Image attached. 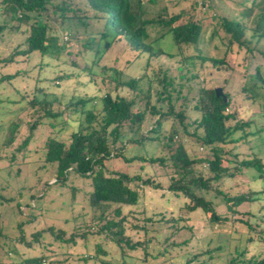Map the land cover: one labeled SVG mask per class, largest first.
Instances as JSON below:
<instances>
[{
	"label": "trees",
	"instance_id": "trees-1",
	"mask_svg": "<svg viewBox=\"0 0 264 264\" xmlns=\"http://www.w3.org/2000/svg\"><path fill=\"white\" fill-rule=\"evenodd\" d=\"M145 1L154 8L148 10ZM156 1L0 0V40L5 33H17L23 40L0 58V86L22 77L17 67L5 71L18 64V58L37 54L78 68L79 62H86L84 56L98 57L82 67L98 86L95 94L58 95L39 87L35 79L32 91L14 87L10 95L15 99L5 101L18 106L21 114L7 124L0 138V170L5 168L8 175L16 170L18 178L23 170L32 169L36 179L33 187H19L18 197L25 189L42 188L40 194L29 196L33 203L28 207H35L46 188L68 187L79 179L85 189L70 185L71 199L77 190H84V202L94 217L85 219L82 213L80 227L78 217L65 218L62 226L48 225L27 235L24 225L36 215L29 214L28 220L17 223L16 239L0 229V264H43L44 259H58L72 249L83 263L90 261V255L92 264H115L107 258L120 264H156L189 242L187 238L176 242L174 234H194L192 215L204 217L205 226L228 235L234 244L230 253L235 258L224 264H264V256L245 259L244 249H239L242 236L246 242L252 240L248 238L255 228L252 214L247 212V219L233 216L244 204L264 199V125L256 122L264 119V66L246 76L236 96L225 91L229 77L224 79L220 87L226 101L203 79L208 68L210 76L230 74L232 56L242 52H257L264 61V0H204L208 10L214 2L239 9L237 14L215 12L209 20L197 19L198 2L190 12H170L168 6H155ZM73 21L88 31L86 39L75 38L69 47L72 36L64 41L60 32L69 31ZM161 56L179 58L176 79L161 67L148 73L151 62ZM140 58H146L141 75H126ZM69 78L60 75L51 83ZM147 117L155 121L151 130L141 133ZM166 128L170 130L162 135ZM35 139L40 143L32 150ZM152 145L149 152L146 147ZM32 151L38 156L31 162ZM113 160L137 171L110 169L107 163ZM150 166L163 174L145 175ZM44 172L51 174L53 183H40ZM146 189L158 192L153 204L163 210L157 218L141 205ZM173 201L177 210L166 215V206ZM13 202L22 209L14 197L0 193L2 205ZM136 236L150 237L140 241ZM193 258L186 264L216 263L209 249Z\"/></svg>",
	"mask_w": 264,
	"mask_h": 264
},
{
	"label": "rangeland",
	"instance_id": "rangeland-1",
	"mask_svg": "<svg viewBox=\"0 0 264 264\" xmlns=\"http://www.w3.org/2000/svg\"><path fill=\"white\" fill-rule=\"evenodd\" d=\"M155 2V1H154ZM194 2H198L196 9L194 10V13L197 17V19H211L212 16H214L218 11H221L220 13L224 14H231L232 10L235 11V14L238 13L239 9L236 8L234 4L232 3H216L214 2V6L207 9V5L204 0H157L154 4H160V6H168L170 12H178L180 10H185L187 12L191 11V7H193ZM147 9L150 10L153 7V5L148 4L146 1ZM174 3V4H173ZM205 3V4H204ZM148 4V5H147ZM170 5V6H169ZM217 10H214V9ZM216 12V13H215ZM89 23V22H87ZM93 23V22H92ZM91 23V24H92ZM94 24L92 25V29L94 28ZM96 27L99 28L97 25ZM88 31V27L86 26L83 30V27L81 24H78L76 21H73L70 24L69 31L64 32L63 30L60 32L61 37L65 41L66 39H70L72 36V42L70 43L69 47L75 45V38H78V40H84L86 39V33ZM23 40L21 39V35L15 33L10 35L3 36V39L0 40V58L6 57L10 50L15 48L20 42ZM167 42V40L165 41ZM169 43V41L167 42ZM215 43V42H214ZM170 44V43H169ZM106 44H104L105 46ZM74 48V47H73ZM71 48V49H73ZM204 50L207 52L208 48L204 46ZM70 49V50H71ZM212 52V50H211ZM112 53L114 51L112 50ZM214 53V52H212ZM245 57V59H244ZM92 57L90 55L84 56V61L88 62L89 59ZM98 57L93 55L92 59H96ZM72 59V58H71ZM230 59V58H229ZM232 62H233V68L234 70L228 75L227 73H216L213 72V75H207L208 72L212 71L210 68L208 70L206 69V74L203 71V79H205V86L210 87H220L223 85L224 79L229 77L228 83L225 86V91L229 93L232 96H236V94L240 91L239 89L243 85L244 79L247 78L246 76L251 75L254 73L256 67H263L264 61L261 58L260 54L257 52H254L250 55L242 52L238 57L232 56ZM236 59V60H235ZM179 58H169L166 56H161L160 58L156 59L155 61L151 62V67L148 70V73L151 75L153 70H156L161 67L162 70H166L169 76L173 78H177L178 72L177 68L179 67ZM86 62H79V67L75 68L70 65H68L64 60H54L52 58L48 57H41L37 54L31 55L29 58H18V64H14L13 66L9 67V69H4L5 71L13 70L16 67L21 71V76H18L15 78V80L12 82V85L8 82H4L3 85L0 86V138L3 136V133L5 132V128L7 124L14 119L15 117L19 116L21 114V110L18 109V106H11L5 101L8 99H15L11 97V93H13V88L17 87L20 91H25V93L28 91H32L34 88L35 83H38L37 85L39 87H45L48 92H53L56 94H65V95H83L85 92H88L90 94H95L96 90L98 89V86L94 85L89 81V78L85 75V72L82 70V67L87 64ZM146 58H140L133 62V64L128 68V71H126V75L129 76H136L139 77L141 73L143 72L142 66L145 65ZM120 63L123 66V59L120 60ZM109 64V63H106ZM15 66V67H14ZM14 71V70H13ZM12 71V72H13ZM39 71V73H38ZM60 75H70L69 79H63L61 81H55V85L51 83L52 80L55 77H60ZM44 79L45 81L42 82ZM50 82V83H49ZM59 83V84H58ZM224 92V91H223ZM246 105V103H245ZM254 115V112L252 113ZM23 117V116H22ZM257 117V116H256ZM260 122H257V121ZM155 121V118L147 117L146 121L144 122V125L142 129L140 130L141 133H146L147 131L151 130L153 123ZM257 124H259L261 127L264 125V119L262 120L259 118H256ZM170 129H162L161 134H166ZM40 135V134H38ZM45 137V134H43V138ZM39 139H35L32 143L31 149H35L38 147L37 143L39 142ZM150 148H153L150 146H147L146 149L150 152ZM32 149V150H33ZM196 149V148H195ZM153 151V150H152ZM151 151V152H152ZM159 150H157L158 152ZM199 153H203L204 151L201 150L199 147L197 149ZM264 150L262 149L261 152ZM165 153V150L162 151ZM161 154V153H160ZM30 161L38 156V154L35 155V153L32 151L30 153ZM108 167L110 169H120L126 168V171L129 172H135L137 171L135 167H126L124 163L119 162L118 160L109 161ZM38 166V164H35L33 166V170L35 167ZM31 168V167H30ZM22 171L21 177H14L16 170H11L10 175H8V170L5 168H1L0 170V193L7 197H14L15 200L21 205L20 210H23V214H20L18 211H20L17 207H14V202L12 204L2 205L0 203V229L4 231L5 234L10 236L12 239H16L19 234L17 227V223L19 221H26L29 219V214H36L34 221L31 223H26L24 225V231L28 235L33 230L41 229V227H45L48 225L52 226H62V221L65 218H73L78 217L79 219L76 221L78 226L80 227L82 225L83 220L81 219V214L84 213L85 219L93 218L94 214L88 207L87 202H84L83 197V191L84 190H77L75 193L74 200L71 199L70 191L72 186H78V189H85L84 183L81 182L79 179H75L73 184H69L68 187L64 188H57V187H51L50 189L46 188V193L44 196L39 197L35 202V207H28V205L32 204L33 202L29 199V196L36 193L40 194L42 191V188H38L37 191H34L35 189H25L23 191V197L19 198L18 194L16 192L19 191V187H33V184L36 183L35 176L33 175V171ZM155 171V172H154ZM42 172V171H41ZM46 173V174H45ZM161 175L163 174V171H161L156 166H150L147 168V173L145 175ZM35 179V180H34ZM49 181L50 183H53V178L51 177V174L49 175L48 172H44L42 175V180L40 183H46ZM164 183V180H163ZM7 184H11L10 188H6L5 190H2ZM163 186H167V183H164ZM146 195L142 197V206L146 207V211L149 216L156 217L158 213L162 212V206L161 205H155L153 204V196L158 195L156 191H152V189H146L145 191ZM142 195V193L140 192ZM152 198V200L150 199ZM177 201H173L168 206H166L167 210L165 212L166 215H169L173 212V210H177L176 207L178 206ZM137 209V208H136ZM141 209V208H139ZM251 213L252 215L249 216L250 222L255 225V228L253 233H251L248 238L250 237L252 240L251 242H246L245 236H242L239 249L245 251L244 258L248 259L250 257H256V255L264 256V240H262L261 235L263 236V232H260L261 229H264V199L254 202L253 205H243L237 209V212L233 215L237 219H247L246 213ZM253 213L255 215L253 216ZM109 215V213L107 214ZM111 216V215H109ZM175 216H180V213H175ZM157 218V217H156ZM179 218V217H178ZM193 220L191 224H193V227L195 228L194 234H188L189 232H182L183 234H174V238L176 239V242H182L184 239H189V242L185 245L181 246V251L178 248H175L172 250V252L168 255L166 258H159L157 260L156 264H186V262L190 259L191 261H195L194 255L198 254V252L204 251V250H210L211 255H214L216 257V263L215 264H224L225 262H228L231 260V258H235L234 254H231L230 252V246L233 247L234 244L231 245L230 238L228 235L224 233H218L215 232L214 229L212 230L209 226H205L207 224L203 223L205 221L204 217L192 215L191 217ZM259 218H262L263 221L259 220ZM130 221H133L132 219H129ZM134 223V221L131 223V225ZM197 231V233H195ZM241 234V233H240ZM150 237V236H148ZM144 236H136L137 240L144 241L146 238ZM135 238V237H134ZM264 239V238H263ZM162 245V244H161ZM163 246V245H162ZM242 247V248H241ZM89 250L88 248H82L80 251H86ZM179 249V250H178ZM74 252L73 249L71 251H65L64 254H61L58 259L54 258L52 261H48L47 259H44L43 264H92V261L90 259V255H88L87 258L90 260L87 263H83L79 261L78 259L73 256ZM206 257H203V261L206 260ZM67 259V260H65ZM108 261L120 264V261L113 262L109 258H107ZM107 259L105 260L107 262ZM55 261V262H53ZM60 261V262H59ZM50 262V263H49ZM126 264H133L132 262H127ZM194 264V263H193Z\"/></svg>",
	"mask_w": 264,
	"mask_h": 264
},
{
	"label": "water",
	"instance_id": "water-1",
	"mask_svg": "<svg viewBox=\"0 0 264 264\" xmlns=\"http://www.w3.org/2000/svg\"><path fill=\"white\" fill-rule=\"evenodd\" d=\"M107 46H108V45L106 44L105 47H107ZM215 93H216V96H217V97H222V99H223L224 101H226V96H225V94L223 93V90H222L221 87H217V88L215 89Z\"/></svg>",
	"mask_w": 264,
	"mask_h": 264
}]
</instances>
